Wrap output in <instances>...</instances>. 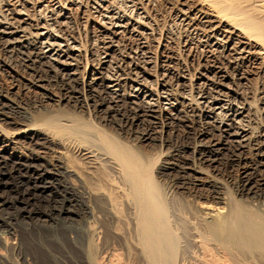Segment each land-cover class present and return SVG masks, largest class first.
<instances>
[{"label": "bare ground", "instance_id": "6f19581e", "mask_svg": "<svg viewBox=\"0 0 264 264\" xmlns=\"http://www.w3.org/2000/svg\"><path fill=\"white\" fill-rule=\"evenodd\" d=\"M117 1L0 0V73L55 106L72 103L130 132L145 127L140 146L158 152L163 129L199 122L205 130L195 142L171 147L159 170L219 207L189 211L154 180L147 153L59 110L33 114L0 91L1 115L22 127L0 125V264H264V90L256 108L221 67L248 62L264 73V0L173 1L175 18L220 64L192 75L188 33L179 38L187 54L165 52L166 22H157L152 1H133V16L114 13ZM71 15L81 19L77 33L68 29ZM152 48L180 71L155 75ZM223 160L236 171V198Z\"/></svg>", "mask_w": 264, "mask_h": 264}, {"label": "rangeland", "instance_id": "374dc122", "mask_svg": "<svg viewBox=\"0 0 264 264\" xmlns=\"http://www.w3.org/2000/svg\"><path fill=\"white\" fill-rule=\"evenodd\" d=\"M124 1L119 0L116 2V4L113 7V11L115 10L114 13H117L118 16L119 15L129 16V14H130V16H133V14H135L134 13L135 8L133 7L132 3L135 0H129V1L124 0ZM151 1L152 2H150V4L149 3L148 4L151 5V7L155 8L156 11H158L157 17H156L157 22L161 25L162 24L164 25V23L166 22L165 23V26H166L165 30H167L168 32H166L167 36L165 38V45L167 46L165 48V52H167V51L172 52L173 51L172 53H176L179 56H181V54H184V53L187 54L186 52H184V50L182 48V43L179 41V38L182 37V35L184 37L185 36L184 34L188 33L187 35H188V37L190 36L189 37L190 40L188 43L187 52L191 55L192 60L194 61V64L192 65L193 68L189 67L190 69H189L188 73L192 75L193 72L196 73V69H198V68H200V71H202V72L206 71V73H207L210 69L216 68V66L217 67L220 66V64L218 63V58L216 55H213V53L211 54V52L208 51L209 49L207 47H205L204 45H202V44L198 45L197 44V40L199 39L197 33L193 32L191 30L187 31L185 26L183 24H181L180 21H178L175 18L173 11L176 8L174 7L175 3L173 1H176V0H158V3L155 0H151ZM189 1L195 3L198 0H189ZM121 4L125 5V10H123L124 6L122 7ZM130 4H132V5H130ZM126 5H127V8H126ZM205 7L207 10L208 6L206 5ZM115 8H117L118 10H116ZM210 11H211V9L209 10V12ZM173 21H175V22H173ZM81 24H82L81 19H79L75 15H71L70 20H69L68 29H69V31L77 33V32H79V29L82 30V28H83V26ZM77 36H78L79 41L81 40L80 42H82L83 45H85L86 40L83 37V35L80 34V36L79 35H77ZM93 40H91V44L94 46L95 49H97L100 46L99 42L97 41L96 38H94ZM179 42H180V44H179ZM123 47H125V48H123L125 51H128L130 48L128 45L123 46ZM179 49H181V51ZM189 49H191V50H189ZM163 52L164 51L162 49H155V48L154 49L152 48V50L150 52L147 51L149 58L151 60L153 59L152 61L150 60L154 65L153 66V69H154L153 73L155 75H157L158 77H160L162 75V73L165 74L166 72H170V74H177L180 71V69L174 63L173 64L170 62L164 63L165 60L162 59V57H161ZM181 52H183V53H181ZM139 57H140V54L137 55V58H134V63L135 62H138V63L141 62L140 59L142 58V56L140 58ZM154 60L157 61L156 62L157 64L155 63ZM198 63H199V65L200 64H202V65L199 67ZM224 65L221 66L222 71L227 73L229 75V77L232 78L234 85L236 88L239 89V92L241 91L242 93L241 92L240 93L243 94V96L249 102L253 103V106H255L256 108H259L260 107L259 103L261 101L259 100L258 94L261 91V89L264 90V73L260 72L251 63H248V62L245 63L241 67L242 70H241V68H240V70L231 69L229 67L227 68L226 65L225 66ZM244 70H245V72H244ZM198 71L199 70H197V72ZM241 71L247 75L246 80L239 79V76H241L243 74ZM0 74H1L0 75V91H1V93L4 96L6 94L8 97L14 98L18 103L25 106L29 112L31 111V112H33V114L40 115L41 117H45V116H52V115H45L46 113L47 114L50 113V111L48 112L45 110H48V109L51 110L52 109V110H55L56 113L59 112V113L69 114L72 117L78 118L80 121L81 120H84V121L86 120L88 122L90 121L89 123H91V125H93L94 127H96V128L98 127L100 129L104 130L108 134L109 133L114 134V136H116V137L119 136L118 137L119 140H121V138H123L122 139L123 142L126 143L128 146H130L132 149L136 148L135 150H137V149L140 151L142 150V152H145L148 155H150L149 160H152V162L154 161L153 162L154 165L152 168V176H153V178H155L154 180L161 186L162 189L164 188L163 190L173 192L172 195H173V198L175 197L174 199H176V201H179V203H181L184 206H187V207L189 206L188 207L189 211L201 214V213L209 212L212 209H217L219 207L216 200H208L205 198L204 199H197L192 194L190 195L188 192H186L184 190H179V189L175 188V186H173L172 185L173 183L171 182L172 176H166L164 174L162 175V173L159 170L163 161H165V159L167 158V153H169V151L172 150L171 147L172 148L183 147V146L186 147V146H189L195 142V139H196V136L198 135V133L201 130H205V127L203 125L199 124V122H197V124L195 126L193 124L189 125L188 128L186 126H175L172 129H163V137H162V140H163L162 146L163 147H162L161 151L158 152L159 151L158 148H155V147L152 148L153 146L151 144H149L148 146H145V145L140 146V143H139V140L137 137H139L141 133H143L147 130L145 127H138L137 129H132L130 132L126 129L120 128L119 123H117L116 120L106 121L104 119L106 121L105 122L103 120L102 116L95 114V113H92V112L90 113V116H89L90 119H89L88 117H86L85 114L82 113L81 110L78 109V106L73 105L72 103L67 104L65 101L62 102V104H59L60 106L59 105L55 106V104L45 102L44 100H42L40 98V96L38 94H36V92L34 90H31L30 87L25 88L26 86L24 87V84H23L24 82L22 81V79L19 80L20 79L19 77L16 80V78H13L11 75L7 74L6 72L0 73ZM158 77H156V79H158ZM54 91L57 92V93L55 92L57 94V96L59 93L64 95V92H62V91L60 92L57 89H55ZM103 101H105V99H102V101H101V98H100V100L97 99V102H103ZM63 103H65V104H63ZM52 106H54L55 108ZM42 109H44V110H42ZM91 110L92 109L90 108V111ZM51 113L54 114L53 112H51ZM1 114L2 113L0 112V119L6 118V121H4L6 123L0 122V125L6 131H8L9 133H16L20 129H22V127L20 125L11 124L13 122V119L10 115H7L5 113H3V115H1ZM261 121L264 124V119L260 120V122ZM107 123H109V124H107ZM56 151H61V149L60 148L54 149V153H57ZM23 152H26V150H24ZM54 153L48 152V155H46V158L48 159V161H51L50 158L56 156V154H54ZM9 154H10V152H9ZM20 155H21L20 151L17 152V156H20ZM224 162L225 161L223 160L221 163H224ZM220 167H221L220 168L221 172L222 173L224 172L223 173L224 175H222V176H223V180L225 181L226 185L228 186L227 187V190H229L228 193H230L231 196L236 198L235 195H233L234 194L233 191L231 190V183L234 180L233 178H235V176H236V171L233 168H230V166H226L225 163L222 164ZM71 180L74 181V178H71ZM119 251H120V253H119ZM119 251H118L119 257L121 258V256L122 257L124 256L123 255L124 253H122L124 251H122V250H119ZM2 253L5 257H7L8 253H4V252H2ZM121 253H122V255L120 256ZM12 254H14V253H9L8 257L14 259L15 255H12ZM45 263H46L45 260H43L41 258L39 259V264H45ZM66 263L71 264V262H68V261H66L65 264Z\"/></svg>", "mask_w": 264, "mask_h": 264}]
</instances>
